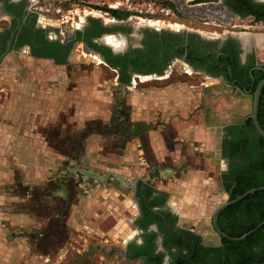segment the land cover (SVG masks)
Segmentation results:
<instances>
[{"label": "flooded vegetation", "instance_id": "af4514ba", "mask_svg": "<svg viewBox=\"0 0 264 264\" xmlns=\"http://www.w3.org/2000/svg\"><path fill=\"white\" fill-rule=\"evenodd\" d=\"M4 2L6 5H11L10 11L17 10L23 15L20 19H15L16 27L10 30L11 21L15 17L6 13L9 15L8 21L4 23L5 27L0 26V61L8 54L13 53V57L23 52L31 59L45 60L55 66H67L68 76L69 73L76 71L82 77V72H87V69L79 63L69 62L75 52L77 56L74 58L90 61L93 63L92 67L110 72L113 75L111 85L125 92L148 82L156 84L167 82L166 80L174 76L177 71L195 79L197 85L186 87L181 83L177 84L186 88V104H189L188 99L191 98L195 107L188 111L187 105L184 106L186 108L181 109L183 113L181 117L175 119L173 117L165 126L155 124V115L161 113V108L153 107L152 111L146 108L145 112L139 110V113L153 116L150 120L133 118L136 112H130V105L132 106L131 102H133L131 97L127 100L125 97L122 99L118 97V93H115V89L111 94L113 104L112 114L107 123L109 132L97 131L106 138L104 142L107 143L100 150L103 156L120 158L124 146L131 141L143 153L145 159L153 158L148 136L155 133L161 138L166 152H175L179 158L187 160L192 168H197L200 157L212 143V133L216 132V145L211 155L214 158L215 168L217 167L216 180L220 187L219 193L225 194L228 199L226 185L232 183L233 179H239L242 168H249L251 152L248 148L252 142V134L250 129L242 127L249 119L253 92L257 84L264 80V33H251L246 31V28L239 31V21L248 19L252 26L264 25V0H167L163 4L170 6L175 13L170 23H160L130 15L121 16L122 13L117 11H115L116 15H112L94 10L95 15L85 16L80 23H75L76 18H74L73 25L63 23L59 27L42 26L35 16L27 11L24 0H0L2 10L5 12ZM193 13L195 15H192ZM30 17L34 19L33 30H41V34L37 38L34 35L30 36L29 44L15 48L17 36L14 32L26 18ZM235 21L238 23L232 24ZM52 30L54 35L49 32ZM258 35L260 36L257 38ZM32 50L36 51L38 56L31 55ZM45 54L51 56L46 58ZM60 58L63 62L55 64L54 61ZM68 76L67 87L75 83L71 81L72 77L69 76V80ZM169 85H175V82L151 87L158 90ZM262 100L264 101V97ZM214 103H224L227 106L247 104V115L241 121H226L214 128L206 127L204 124L209 120V116L213 115ZM164 109H169V106ZM172 110L171 114L175 115V110ZM162 112L166 113V111ZM195 119L196 127L203 126L205 130L209 129L205 133L209 135L206 146L199 141L191 144L183 140V136L179 137V131L175 128L179 124L189 128ZM244 138L246 142L242 147L239 142L242 143ZM120 146L122 149H119ZM79 148L78 146L75 152H79ZM75 152L71 155L74 156ZM164 159L166 160L161 162L163 165H171L168 152L164 155ZM195 161L196 164H193ZM80 165V168L79 166L75 168L71 162L64 160L60 174L50 179V184L52 183L50 187L53 191L49 190V192H54L58 197H63L61 185L70 181L78 186L76 189L78 204L68 213L69 216L79 214L78 205L83 204L82 199L90 196L93 187H97L96 185L102 182L108 185L115 181L100 179V171L95 169L90 172L84 167L85 164L80 163ZM151 167L152 165L146 166L144 172L150 178H157L158 168ZM211 174V172L207 173V176ZM122 181V188L128 192L127 196L133 208V213L127 220V228L131 232L130 238L116 247L104 240L87 236L84 243L64 246V251L61 253L63 262L66 264H227L224 256L225 246L220 244L221 237L212 228L213 210L207 213L206 229L198 224L202 220L184 225L181 223L183 220L179 213L171 205L168 194L149 182V178L132 177ZM107 189L104 191L107 192V197L116 193L112 188ZM92 210L93 208L82 209V213L79 214L78 220L84 223L81 225L83 228L93 224L96 214ZM86 218H89L90 225L86 222ZM221 221L223 223L225 219ZM209 238H214L216 242H208ZM248 250L257 252L255 246Z\"/></svg>", "mask_w": 264, "mask_h": 264}, {"label": "rangeland", "instance_id": "374dc122", "mask_svg": "<svg viewBox=\"0 0 264 264\" xmlns=\"http://www.w3.org/2000/svg\"><path fill=\"white\" fill-rule=\"evenodd\" d=\"M155 1L165 3L164 1L167 0ZM105 2V0H87L76 5V12L74 13V17L76 18L75 23H80L87 15H95L96 13L93 11L98 10V8L102 6L101 4ZM3 22L4 21L0 20V26L4 24ZM237 23V21L232 22V24ZM242 28H246V31H250L251 33H264V25L252 26L248 19L239 21V31H243ZM49 32L54 35L53 30ZM259 36L260 35H258L257 38ZM73 54L75 55L76 53L74 52ZM74 55H72L73 58ZM17 58L18 55H14L13 58H10V61H15L17 63L18 61L21 63L25 62L23 59L20 58L17 60ZM71 63H79L82 67L87 69V72H82V77L79 76L76 71L69 73L70 77L83 80L78 84L74 83L68 85V87L71 88L67 87L68 94H64L62 97L66 99L68 104V106L63 105V108L65 107L63 111L66 110L63 115L69 118L64 124L62 123L64 120L58 122L62 124V127H58L54 124L57 128L53 129L57 131L63 130L69 144H81L82 141H79V137L81 136L78 134L81 128L89 129L92 132H109L110 128H107V123L112 114L111 108L113 104L111 94L115 89V93H118V97L122 99L125 97L126 100L131 97L130 99L133 102H131L132 106L130 105V112L133 111L134 113L139 112V110L145 112L146 108H150L151 111L153 107L160 108L157 106L159 101L156 97L161 94L162 88L154 90L152 89L153 87H151L152 85L159 86L169 82H175V84L181 83L187 87V85L198 84L195 79L187 74L177 71L174 76H170L169 79L166 80L167 82L162 84L148 82L144 85L132 87L125 92V90H118L111 85L113 82V75L110 72L100 71L92 67V62H87L82 58L76 57ZM76 74L78 76H76ZM69 76L68 79L70 80ZM11 80V77L5 78V84L1 83L0 85L7 89L4 92H0V103L5 101V97L9 99L8 103L10 102V97L12 95V91L10 90ZM22 81L26 82V79ZM181 84H179V86H181ZM186 93L185 90V95ZM149 101H151L150 105L147 104ZM188 101L189 104H186L187 100L185 103L181 102V108L187 105L188 111H191L195 107V103L191 98H189ZM124 107L129 111L127 106L124 105ZM133 107H135V109ZM212 109L213 115L209 116V120L204 124L206 127L214 128L226 121H239L238 104H229L227 106V104L224 103H214ZM148 110L149 109H147V111ZM161 110L166 111V113H171L169 109H163L161 107ZM180 113H182V111H180ZM6 114L10 115V112L7 111ZM70 117H77V120H70ZM141 117L145 116L139 114L133 116V118L136 119ZM61 119H63V116H61ZM192 122L191 124L193 125H191V127H196V119ZM74 124L77 126L81 125V127L76 128L75 131L77 132H74ZM212 134V143L208 147V150L200 157L197 168L202 169L206 174L212 173L209 178L212 177L213 179V191L216 194L214 195L216 196V201L212 207L214 209L227 199L225 194L219 193L220 187L217 185V167L215 168L214 158L211 155L212 149L216 145L217 135L216 132ZM10 138V135L8 137H3V143L6 145L10 143ZM119 149H122V147L120 146ZM78 150L79 152H75L74 155L76 158L81 157L83 154L81 147ZM107 152L103 153L106 154ZM57 153L71 155L73 151H69L68 153L59 151ZM8 155L10 156V153ZM100 156L105 159L108 158V156H103L102 153ZM117 156L119 155L117 154ZM101 157L96 158L99 167L95 169L100 171V179L111 181L112 179H109L110 175H108L106 169L107 160H103ZM119 157L121 158L117 160L119 161L120 167H122L124 163L123 157ZM81 163L87 165L88 162L81 161ZM60 165L61 166L47 169V179H45L46 181L44 182L28 183L26 176L28 171L22 166L20 168V182H17V179L11 176V172L9 173V177L5 178L4 182L0 180V258L18 256L20 264H66L61 258L64 246L84 243L85 237L87 236L101 241L104 240L116 247L125 239L130 238L131 232L127 228V220L131 213H133V208L127 196L128 192L125 188L123 189L121 185V182H123L122 174L120 175L116 172L118 175L113 178L115 181L110 182L108 185L102 182L96 185L97 187H93L92 196L87 203H85L83 199L81 200L83 206H79V214L82 213V209L89 210L90 208H93L92 211L96 214L93 224L90 225L89 218H86V222L90 226L83 228L81 225L84 223L78 220L79 214L70 216L68 214L70 211L74 210L78 204V195L76 193L78 186H76V183L69 181L65 185L63 184L66 187L61 185L60 188L63 191V197H58L54 192H49V190L53 191L52 187H50L52 184H50V179L60 174L59 172L62 169V164ZM107 188H112L116 193L109 194L110 196L107 197V192H104L108 190ZM212 208L209 210L212 211ZM181 223L186 225L191 222H185L183 220ZM198 224L203 229H206L208 226V214L202 217V221L198 222ZM207 241L211 243L216 242L214 238H209Z\"/></svg>", "mask_w": 264, "mask_h": 264}, {"label": "crops", "instance_id": "0c3cea01", "mask_svg": "<svg viewBox=\"0 0 264 264\" xmlns=\"http://www.w3.org/2000/svg\"><path fill=\"white\" fill-rule=\"evenodd\" d=\"M24 2L26 1L24 0ZM0 20L4 21L3 23L8 21L4 16H0ZM1 27H5V24ZM12 54L6 55L0 61V85L5 82V78L11 77L12 79L10 81V90L12 91L10 102L8 103L9 99L2 95L5 97V101L0 103V180L4 182L11 172V176L20 182L22 166L28 171L26 175L28 183L44 182L47 179V169L60 166L63 160H67L68 163L71 162L74 167L79 166V168L81 161L88 162L84 167L88 168L90 172L95 171V168L99 167L96 158L101 157L103 145L107 144L104 142L106 138L103 135L81 128L78 133L81 136L79 137V141H82L81 144H69L63 130H53L57 126L62 127V124L58 123L59 121L64 120L62 122L64 124L69 118L63 115L66 111H63L65 109L63 105L68 106V104L62 97L64 94H68L67 66H55L45 60L31 59L23 52L17 53V60L21 58L25 61L24 63L11 62ZM73 60L71 57L69 62H73ZM24 79L26 82L22 81ZM78 80L71 78L75 84L80 83L83 79ZM6 90L0 86V92ZM185 90V86L181 87L177 84L162 88L161 94L156 97L159 101L157 106L163 109L169 106V110L172 112L174 109L176 114L162 111L156 113V125L165 126L173 117V119L181 117L180 111L184 108H181V102H186ZM147 104L150 105L151 101ZM247 107V104H239V121L247 115ZM7 111L10 112V115L6 114ZM137 114L145 116L138 118L139 120L146 121L153 118V116H148V113L146 115L136 112L135 115ZM70 120L76 121L77 117H70ZM79 127L81 125L74 124V132H77L75 130ZM175 128L179 131V137L183 136V140L191 144L195 141H199L203 145L207 144L206 140L209 135H205V133L209 129L205 130L203 126L185 128L180 124ZM9 135L11 136L10 143L6 145L3 143V137ZM148 140L151 152L154 154L153 158L145 159L143 153L131 141L124 146L122 167L117 160L121 157L103 158V160H107L106 169L110 175L109 179H113L118 173L122 174L125 180L132 177L149 178V182L154 183L158 189L168 194L171 205L185 222L196 223L202 220L204 215L211 212L209 209L216 201L212 178H209L203 170L192 168L187 160L179 158L175 152L167 151L171 165H163L161 162L166 160L164 155L167 152L162 146L161 138L157 134L151 133ZM78 146L83 147V154L78 159L70 154L64 156L57 153L59 151L63 153L75 152ZM193 164H196V161ZM148 165H152V169L158 168L157 178H150L146 175L144 169ZM165 174H167L166 178ZM91 196L92 191L90 196L85 197L84 200L88 201ZM81 205L83 206V204ZM0 260V264H20L18 256L2 257Z\"/></svg>", "mask_w": 264, "mask_h": 264}, {"label": "trees", "instance_id": "16d2710c", "mask_svg": "<svg viewBox=\"0 0 264 264\" xmlns=\"http://www.w3.org/2000/svg\"><path fill=\"white\" fill-rule=\"evenodd\" d=\"M6 1V0H5ZM87 0H71L75 4L82 3ZM5 5V13L14 16L11 21L10 30L16 27L15 19H20L23 15L19 11H10L11 5ZM97 8V7H94ZM103 12L116 15L117 12L107 10L105 7L98 8ZM121 16H126L122 13ZM33 18H26L24 23L20 25L18 30L14 32L17 36V43L15 48H19L25 44H29V38L33 35L35 38L41 34V30H33ZM8 35V31H6ZM60 47V45H57ZM69 46V45H68ZM62 48V47H61ZM64 48V47H63ZM31 55L38 56L36 51L31 52ZM46 58L50 54H45ZM55 64H59L62 58L55 60ZM264 87L260 90L256 121L260 129L264 132ZM242 128H248L251 131L252 142L248 150L251 152L249 158V168L240 171L239 179H233L232 183L226 185L228 191V200L242 195L250 189H256L264 186V140L261 139L255 132L250 119H248ZM246 138L239 144L244 147ZM225 222L222 223V219ZM264 221V190L257 191L253 194L247 195L237 203L226 207L219 212L216 219V225L220 232L231 238H237L256 228ZM220 244L225 246L224 256L227 264H264V224L249 234L245 239L237 242H232L224 238H220ZM252 246L257 248V252H250L248 249Z\"/></svg>", "mask_w": 264, "mask_h": 264}, {"label": "built area", "instance_id": "2783aa9c", "mask_svg": "<svg viewBox=\"0 0 264 264\" xmlns=\"http://www.w3.org/2000/svg\"><path fill=\"white\" fill-rule=\"evenodd\" d=\"M27 11L42 26L73 25L76 5L71 0H25ZM101 7L130 16L170 23L175 17L173 9L155 0H105ZM99 7V8H101Z\"/></svg>", "mask_w": 264, "mask_h": 264}, {"label": "water", "instance_id": "95a60500", "mask_svg": "<svg viewBox=\"0 0 264 264\" xmlns=\"http://www.w3.org/2000/svg\"><path fill=\"white\" fill-rule=\"evenodd\" d=\"M192 15H195L194 13ZM0 16H4L6 18H9V15H7L3 10H2V7H1V3H0ZM264 85V80H261L254 92H253V97H252V103H251V108H250V114L248 116V118L250 119L251 123H252V126L255 130V132L257 133V135L264 140V132L260 129L257 121H256V112H257V105H258V99H259V94H260V90H261V87ZM261 190H264V186L263 187H259V188H256V189H250L248 191H246L245 193H243L242 195H239L237 197H235L234 199L232 200H226L225 202L219 204L217 207H215L211 213V224H212V228L213 230L215 231V233L220 236L221 238H224V239H227L229 241H232V242H237V241H241L243 239H245L249 234H251L252 232H254L256 229H258L260 226H262L264 224V221L261 222L259 225L256 226L255 229L237 237V238H231V237H228L226 236L225 234H223L222 232L219 231V229L217 228V225H216V217H217V214L222 211L223 209H225L226 207L228 206H231L235 203H237L238 201L242 200L244 197H246L247 195H250V194H253L257 191H261Z\"/></svg>", "mask_w": 264, "mask_h": 264}]
</instances>
